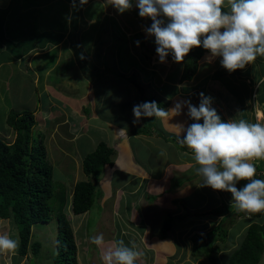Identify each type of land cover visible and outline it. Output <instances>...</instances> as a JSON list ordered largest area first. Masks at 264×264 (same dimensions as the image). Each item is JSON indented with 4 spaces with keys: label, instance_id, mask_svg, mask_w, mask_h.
Instances as JSON below:
<instances>
[{
    "label": "rangeland",
    "instance_id": "rangeland-1",
    "mask_svg": "<svg viewBox=\"0 0 264 264\" xmlns=\"http://www.w3.org/2000/svg\"><path fill=\"white\" fill-rule=\"evenodd\" d=\"M103 2L105 3L104 5L97 2V0H88V3L84 5V9L81 11V22L77 25H80L81 27L85 26L87 28V35L90 31L92 33L95 32V29L93 27L88 28L86 26L87 24L96 26L100 22V24L106 27L105 36L108 37L106 40L107 42H111V44L105 46V54L102 61L117 60L116 66L134 77L136 82L151 83L155 92L149 93L146 86H143L144 89H147L145 96L150 94L155 98L163 97L171 90H174V92L176 91L180 96L184 95L187 98V101H191L193 97L197 96V101L193 103L194 105L198 104L199 106V98L201 99L200 94L203 93L205 97L211 98V106L216 109L218 115H220L221 119L224 121L229 119H245L253 123H264V57H258L253 63L247 65L244 69L230 73L221 66L220 60L222 58L211 57V54L206 51L198 60L196 71L191 78L182 81L177 80L178 84H161L162 82H160L159 79H167L166 76L170 70L172 76H174V72L179 75L183 70V63L174 62L172 61L173 58H166V62L161 63L156 52L155 38L146 33L144 35L145 43L139 48L143 53L149 55L147 63L146 60L145 62H142L148 69L145 70V74L144 71L136 66L134 59L135 54L131 55L129 52L125 51V46L119 48L121 45L120 31H114V29H117L115 23H113V27L110 26L111 18L108 17V14L101 15V12L105 11L104 6H106V12H108L110 8L115 10L120 21H123L126 25H130L131 27H135V23L137 24L140 17L139 15H135L136 12H139V9L135 6L136 0H132V9L125 11L124 13H119L114 6L110 5V0H104ZM52 8L53 7L49 6L47 3L42 8V12L44 13L47 11L49 17L53 18V15L51 14ZM116 14L112 19H117ZM15 19V14H11L5 28L6 31L7 29H12V23L16 22L14 21ZM22 22L25 26H30L28 21ZM72 22L74 21L72 20ZM151 23L152 21L150 22V26ZM104 29L105 28L102 26L100 32L104 33ZM145 29L142 31H146ZM30 30L31 29L27 30L26 33L30 34ZM103 40L104 38H102V41ZM34 41L35 38L29 37L26 40V45H30V43ZM5 42L7 43V41ZM6 47L7 46L2 48L1 51H8V48ZM21 49L22 48H18V50ZM18 50L15 48V51ZM113 51H115L114 55ZM83 56V53H77V59L80 64H86L83 65V67L84 69L86 67V72L90 74L91 78H93V75H97L96 69L99 60L97 61L96 57L94 58L93 56L86 54L87 57H90L89 64H92V66H89ZM21 57H10L11 59L0 63V77L4 74L3 79L1 80L0 78V112L1 110L8 111V109L18 112L22 110H30V108H32L37 102H39L38 106H45L43 104L47 103L46 99L40 101L34 98V93H32V87L28 77L23 74L25 70V62ZM13 60L15 62H13ZM141 61H144L142 57ZM173 65L175 66L176 71L172 70ZM260 68H263L261 71L262 73L258 71ZM18 71H20V73H17ZM157 75L158 79L156 78ZM118 81L119 79L115 80L112 73H109L104 79L97 80L98 87L97 96L95 98L96 111L93 107L94 102L92 105H89V103L87 104L90 108H93V111L89 114L86 112H89L91 109L89 107L87 109V105L84 107L85 111L82 110L83 107H79V114L77 113L75 115L71 114V111L67 108L58 109L57 115L52 114L55 116L53 118L48 117V121L45 119L44 122L47 121L46 125H43V122L41 123V121L38 125H35L31 134L35 140L40 139V135L43 137L42 142L47 153V159H49L53 166V178L56 181L54 193L59 195L63 185L65 186L66 197L62 206V211L65 213L66 218L72 226L76 245L75 256L77 262L79 264H104V261L102 260L104 251L112 246L114 242L123 240L126 245L131 246L132 244H135L139 250L143 251L144 255L137 260L136 264H155V259H152V257L156 254V250L151 247L153 243L152 237L156 236L155 234L153 235V230H156V228L161 225L162 220L167 215L166 213H170L173 217H182V215H185L186 213H190L189 215L195 213L203 214L208 210H211L210 212H212L214 209L221 210L222 208L224 211L226 210L224 209L225 204H231V209H229V212L224 215L223 223H225L227 217L231 218L229 221L233 220L228 232H231L232 230H235L234 233L237 232L232 239L234 245H237L244 234L243 229L245 228H242L241 225L238 227L237 225L239 222L244 219L263 222L264 211H262L257 217L248 214L242 216L243 218H241V216H236V211L238 210L234 206L231 193L213 190L211 187H200L199 185L202 182L201 177L198 179L195 176V179L183 185V188L185 186L184 192L186 193H180L181 195L178 196V198L171 197L170 200H168L174 202V206H168L163 203L158 204L152 201V205L150 207L148 205V211L147 208L143 209L144 204L141 206V201L134 205L130 197L119 201L118 196L122 193H118V195L117 191L115 192L116 187L114 185L112 186L109 182L107 183L101 180L103 178L102 169L99 175L100 178H98L96 182L94 181L95 196L92 206L89 210L79 214H75L71 211L70 198L72 187L77 180L86 179L85 174L82 172V162L84 157L87 153L95 149L98 142H105V135L108 137L110 135L109 131L106 130L108 127H103L102 125V122L105 121L102 118H104L105 115L111 116V112H114L116 109H121L122 106H127V102H130L131 105L132 99H138V96L140 95L139 89H133L130 85L128 86L125 83L122 85L123 83ZM107 83H109V85H105ZM171 87H174L175 89H171ZM153 89L151 88V90ZM130 96L133 97L128 100ZM121 97H124V100H120ZM236 97H239L242 100L239 106L237 104L232 105L237 101L235 100ZM65 99L72 100L69 96H65ZM4 104L7 105L6 108ZM31 104L33 105L31 106ZM240 107H242V109H239ZM43 112L48 113L47 111ZM251 112L253 114L252 119ZM98 113H104L105 115L103 114V117L96 120L95 115L99 116ZM41 116L44 117V114L42 113ZM78 117L80 118V122L85 117L84 125H78ZM61 119H67L62 127L59 126L61 123H58ZM192 122L194 121L190 119L188 124ZM51 125H56L57 128L55 129H61L58 134L51 133L53 130ZM6 129H9L10 131H6ZM176 129V127L171 128L168 135H172V131H175ZM0 137L8 141L13 140L14 134L12 129L7 125H5L4 128L1 127ZM115 142L116 140L113 139L107 145L114 149L115 154L116 152L119 154ZM133 142L135 143V147L137 146L135 148V153L141 158V161L144 164L143 160L146 162L144 154L147 150L148 144L146 142ZM155 152L160 154L162 151L161 149L156 148ZM116 157L122 158L121 153ZM254 163L257 168L256 174L260 176L262 175L260 179H264V158L256 159ZM245 183L246 181H241L242 186H244ZM136 184L135 181L134 183L130 181L126 186V189L130 191V194L136 193L135 198L137 193H140L133 191ZM105 186H108L112 192L105 193L102 189V187ZM236 186L240 188L239 183H237ZM150 187V185L147 186V188L151 190L152 187ZM146 199L148 200L149 198L146 197ZM127 205H129L128 208L126 207ZM154 207L157 208L158 211H153L152 209ZM232 208L236 211H231ZM56 213V210L52 212V218L47 223L39 222L33 224L31 227V242L39 241L41 244L37 254H33L30 249L26 255H19L17 252L15 254H0V264H55L52 261V257L54 252H56L55 243L58 232ZM189 215L185 216L186 219L184 217V219L174 218L171 223V236L180 238L181 235V238H183L187 244H180L181 246H185L182 247L183 250L176 245L177 249H180L182 252L177 251L172 258H169L167 264H215L213 263V258L215 257L212 253L210 254L211 260H209V262L206 260L208 257L192 258V256H190V250L193 245L191 238L193 235H204L208 231L215 229L222 221V215L217 216L212 213L195 217ZM246 223H244V225ZM4 232H7L13 238H17V228L11 219H0V233ZM101 233L104 236L105 245L103 247H98L91 243L90 238ZM257 264H264V250Z\"/></svg>",
    "mask_w": 264,
    "mask_h": 264
},
{
    "label": "crops",
    "instance_id": "crops-1",
    "mask_svg": "<svg viewBox=\"0 0 264 264\" xmlns=\"http://www.w3.org/2000/svg\"><path fill=\"white\" fill-rule=\"evenodd\" d=\"M103 1L104 0H97V2L104 5L105 3ZM47 3L49 6L53 7L51 9L53 18L49 17L47 11L44 13L42 12V8ZM104 8L105 11H102L101 15L108 14V17L111 18L110 26L113 27V23H115L117 29H114V31H120L121 45L119 48L125 46V51L129 52L131 55L135 54L134 59L136 66L139 69H143L142 71L146 70L147 68L142 62H145L146 60L147 63L149 55L146 54V56H148L145 58V53L139 48L141 47V40L145 43L144 35L147 31L142 30L150 26V19L139 17V21L137 24L135 23V27H131L118 19L115 10L110 8L108 12H106V6H104ZM83 9L84 5H81L79 0H0L1 40L6 38L13 42L21 43L17 38H21V40H26L29 37L35 38V41L31 42L30 45L23 44L21 53L24 54L22 57L19 55V58L21 57L24 59L25 70L23 74L28 77L32 87V93H34V98L40 101L44 99L47 100V103L43 104L45 106H38L39 102L35 105L31 104V106H33L30 110L33 111L38 124L41 121V123L43 122V125H46L48 117L53 118L57 115L58 109L67 108L71 111V114L75 115L77 113L79 114V107H83L82 110H84V107L88 103L89 105H92L94 102L93 107L95 108V98L97 96L98 87L97 80L106 78L110 73L109 71L113 70V67L116 66L117 60L102 61L105 54V46L111 44V42H107L106 40L108 38L105 36L106 27L100 24V22L96 26L87 24L86 26L88 28L93 27L95 29V32L92 33L90 31L87 35V28L85 26L81 27L80 25H77L81 22L80 15L82 14L81 11ZM13 13L15 14L16 19L14 21L16 22L12 23V29H7L6 31L5 28L7 22ZM115 14L117 19H112ZM135 15L138 16L139 12H136ZM72 20L74 22H72ZM22 21H28L30 26H25ZM102 26L105 28L104 33L100 32ZM29 29H31L30 34H27L26 31ZM102 38H104L103 41ZM137 41L139 42V46H137ZM77 53H83V58L88 64L90 63V57H87L86 54L93 56L94 58L96 57L97 61L99 60L96 69L97 75H93V78H91L90 74L87 75L84 73L82 65L77 59ZM114 53L115 51H113V55ZM117 57L119 58L118 55ZM141 57L144 61H141ZM2 62L6 61H1L0 63ZM13 62L15 61L13 60ZM89 66H92V64H89ZM116 68H118V66H116ZM172 70L176 71L174 65ZM262 70L263 68H260L258 71L262 73ZM174 73V75H176L174 80L172 79L170 70L167 73V79H159V81L162 82L161 84H178V75L176 72ZM3 76L4 74L0 77L1 80L3 79ZM156 78L158 79V75ZM114 79L116 80L118 77L114 76ZM118 82H122V85L127 83L125 81L123 82V80H119ZM105 85H109V83ZM126 85H130L133 89L136 88L131 82ZM172 88L175 89L174 87H171V89ZM65 96L71 97L72 100L65 99ZM132 97L133 96H130L128 100ZM163 97H161V99L165 104L161 107L165 110L172 109L177 102L187 101V98L184 95L180 96L176 91L174 92V90H171ZM197 99V96L193 97L191 103L194 105L193 102H196ZM120 100H124V97H121ZM200 100L201 99L199 98V102ZM235 100L237 101L232 105L237 104L239 106L242 102L239 97H236ZM137 104H140V102L138 99L134 98V100L132 99L131 105L130 102H127V106H122L121 109H116L114 112H111V116H106L103 113L105 117L102 119L105 121L102 122V125L103 127H108L106 130H108L110 134L109 137L105 135V143L108 144L111 140H116V148L119 150V154L121 153L122 158L116 157L119 154L115 151L116 154L113 157L112 164H105L103 166V178L101 180L107 183L109 182L112 186L114 185L117 194L122 193L121 195L118 194L119 201L130 197L134 205L141 201V206L144 204L143 209L147 208L148 211L149 207L152 205V201L158 204L163 203L168 206H174V202L168 200H170L171 197L178 198V196L181 195L180 193H186L184 192L185 186L183 188V185L195 179V176L198 179L200 177L197 174V168L199 165L195 162L194 154L187 148V146L182 145L179 142V139H182L185 133H180L179 137L178 129H176L175 131H172V135H168L171 128H175L174 125L184 124L185 127L188 125V121L190 120L187 116L188 109L184 106L182 107L180 115H176V117L170 115L166 120L156 118L153 125L148 128V132L145 134H131L129 131L142 127L147 118L142 117L138 122H134L135 117L132 109L133 106ZM89 105L86 107H89ZM195 106L198 107V104H195ZM90 109L91 110L86 113L89 114L93 111V108ZM239 109H242V107ZM43 111H47L48 113H44ZM42 113L44 114V117L41 116ZM103 114H99V116L95 115L97 117H95V119L98 120L103 117ZM250 114L252 119V112ZM45 119L47 120L46 122H44ZM78 119L79 126L85 124V117L84 119L81 118V122L79 117ZM66 120L67 119H61L58 122L61 123L59 126L62 127ZM202 122L203 121L201 120L200 123ZM157 123H160L163 129L161 133L159 132ZM1 126L2 125H0V128ZM52 128L53 130L51 133L53 132L55 134H58L61 130L55 129L57 128L56 125H53ZM121 130L124 131L120 132ZM6 131L10 130L6 129ZM166 138H168V140H166L169 144L168 146L163 145L166 143L164 140ZM132 140L136 143L146 142L148 144L147 150L144 154L146 159V162L143 160L144 164L141 161V158L136 155L135 148L137 146L135 147V143ZM156 148L161 149L162 152L157 154L155 152ZM256 175L259 176L258 174ZM130 181L133 183L135 181L137 183L133 188V191L140 192L137 193L136 198V193L130 194V191L126 189V186ZM149 185L152 187H150L151 190L147 188ZM237 188L239 189V187ZM102 189L105 193L112 192L108 186L102 187ZM146 197L149 199L147 200ZM128 206L129 205L126 207L128 208ZM130 206L133 207L132 205ZM152 210L158 211L155 207ZM166 214L171 215L170 213ZM174 218L180 219V217ZM152 242L151 247L156 250V254L152 257V259H155V264H167L169 258H172L177 251L182 252L180 249H177L176 245L183 250V246L180 245L181 241L175 236H171L170 232L166 238L152 237ZM182 242L184 245L187 244L184 240Z\"/></svg>",
    "mask_w": 264,
    "mask_h": 264
},
{
    "label": "clouds",
    "instance_id": "clouds-1",
    "mask_svg": "<svg viewBox=\"0 0 264 264\" xmlns=\"http://www.w3.org/2000/svg\"><path fill=\"white\" fill-rule=\"evenodd\" d=\"M80 3L85 5L88 0ZM110 4L119 13L133 7L132 0H110ZM135 6L140 17L152 21L146 31L155 38L161 63L166 62L169 54L180 63L193 48L202 47L211 57L222 58L221 66L231 73L264 57V0H136ZM200 97L198 107L191 101L177 102L170 110L155 101L134 105V122L142 117L166 120L170 115H180L186 106L187 116L194 122L186 127L174 126L179 137L185 133L179 142L192 151L199 165V186L231 193L240 212L264 211V179L256 178L254 163L264 158V123L245 119L224 121L211 106V98L203 93ZM240 181H246L244 186ZM90 239L98 247L105 245L102 233ZM19 247L18 237L0 233V254H15ZM143 255L135 244L128 246L119 240L104 251L102 260L104 264H136Z\"/></svg>",
    "mask_w": 264,
    "mask_h": 264
},
{
    "label": "trees",
    "instance_id": "trees-1",
    "mask_svg": "<svg viewBox=\"0 0 264 264\" xmlns=\"http://www.w3.org/2000/svg\"><path fill=\"white\" fill-rule=\"evenodd\" d=\"M17 40L21 43H16L6 38L1 40L0 62L9 60L11 59L10 57L19 58V55L22 56L24 54L21 53L22 49L18 50V48H22L23 44L27 43L25 42L27 39L21 40V38H17ZM143 43V40H141V45ZM4 45L7 46L6 48H8L9 52L1 51ZM15 48L18 51H15ZM206 51L202 47L193 48L190 51L182 61L183 70L178 75V81L191 78L196 71L198 60ZM147 56L145 53L144 57L147 58ZM167 58L171 59V54ZM82 68L84 73L88 75L86 67L84 69L82 65ZM109 72L113 76L118 77L119 80L127 82L126 84L133 83L137 90L139 89L138 101L140 103L155 101L160 107L165 104L162 102L161 97L155 98L150 94L145 96L147 89L149 93L155 92L151 83H138L134 77L130 76L126 71L116 68V66ZM17 73H20V71ZM175 76H172L173 80ZM143 86H146L147 89H144ZM4 105L6 108L7 105ZM86 108L88 109V107ZM0 118L1 127L4 128L7 125L14 134L13 140L10 141L0 137V218L11 219L17 228V237L20 240V247L17 253L26 255L30 249L33 254H37L41 244L39 241L31 242V227L35 223H47L52 218V212L56 210L58 232L55 243L56 252L53 254L52 261L55 264H79L75 256L76 245L72 226L62 211L66 189L63 185L59 195L54 193L56 181L53 178V166L47 159V153L42 142L43 137L40 135V139L35 140L31 135L36 124L33 111L1 110ZM155 119V117L146 118L142 127L132 129L129 132L131 134H145L148 132V128L153 125ZM159 124L157 123L161 133L163 129ZM164 140L166 141L168 138ZM163 145L168 146L169 144L166 141ZM114 154V149L103 141L98 142L95 149L86 154L82 162V172L85 174L86 179L77 180L72 187L70 206L73 213H83L92 206L95 196V182L99 178L103 166L112 164ZM256 178L260 179V175L256 176ZM224 206V209H226L224 211L222 208L221 210L214 209L212 212L208 210L203 213L205 215L210 213L217 216L222 215V221L215 229L208 231L204 235L192 236L193 245L190 250V256L192 258L208 257L206 260L209 262L211 260L210 254L212 253L215 257L213 258V263L215 264H257L264 250V220L259 222L244 219L239 222L238 227L240 225L242 228L245 227L243 229L244 234L238 244L234 245L232 239L237 232L234 233L235 230L228 232L233 220L229 221L231 218L227 217V220L223 223V217L231 209V204H225ZM233 208L231 211H236ZM189 214L186 213L180 218L184 217L186 219L185 216ZM203 214L195 213L192 215L195 217ZM245 214L247 213L236 211V216H241V218ZM260 214L261 212L248 215L257 217ZM173 219L172 215H166L161 225L156 230H153V235L155 234L158 238L168 237ZM244 223L246 224L244 225ZM178 240L181 241V244H184L182 242L184 239L181 238V235Z\"/></svg>",
    "mask_w": 264,
    "mask_h": 264
}]
</instances>
